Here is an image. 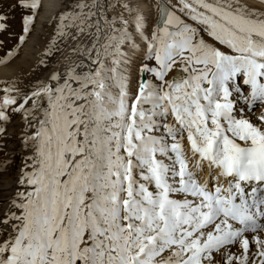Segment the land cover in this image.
<instances>
[{
    "label": "snow or ice",
    "instance_id": "snow-or-ice-1",
    "mask_svg": "<svg viewBox=\"0 0 264 264\" xmlns=\"http://www.w3.org/2000/svg\"><path fill=\"white\" fill-rule=\"evenodd\" d=\"M43 8L0 0V65ZM47 23L0 78V264H264V0H63Z\"/></svg>",
    "mask_w": 264,
    "mask_h": 264
},
{
    "label": "bare ground",
    "instance_id": "bare-ground-1",
    "mask_svg": "<svg viewBox=\"0 0 264 264\" xmlns=\"http://www.w3.org/2000/svg\"><path fill=\"white\" fill-rule=\"evenodd\" d=\"M250 2L258 4L260 0H250ZM42 3L44 5V8L42 9L40 15L37 17L35 28L33 29L30 37L27 39L22 49L20 50V53L10 65H0V78H4L5 76L11 75H18L22 78H27L30 70L35 65V61L32 60V56L34 51L33 43L35 42L34 39L36 38V33L41 32V27L46 25L48 18L58 8L63 6V0H42ZM36 59H38L37 56Z\"/></svg>",
    "mask_w": 264,
    "mask_h": 264
},
{
    "label": "rangeland",
    "instance_id": "rangeland-1",
    "mask_svg": "<svg viewBox=\"0 0 264 264\" xmlns=\"http://www.w3.org/2000/svg\"><path fill=\"white\" fill-rule=\"evenodd\" d=\"M12 23H13L14 28H16L17 31H19L18 18H17V20H14ZM41 30H40L41 32L36 33V38L34 39L35 42L33 41L34 42L33 43L34 51H33L32 60H34L35 62L39 58H41V56L43 55V48L45 47L46 42H47L48 38L50 37L52 27L46 22V25L41 27ZM39 48H41V49H39ZM36 56L38 59H36Z\"/></svg>",
    "mask_w": 264,
    "mask_h": 264
}]
</instances>
